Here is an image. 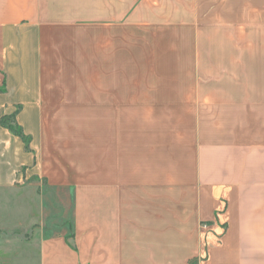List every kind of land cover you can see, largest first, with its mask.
Returning a JSON list of instances; mask_svg holds the SVG:
<instances>
[{
    "label": "crops",
    "instance_id": "1",
    "mask_svg": "<svg viewBox=\"0 0 264 264\" xmlns=\"http://www.w3.org/2000/svg\"><path fill=\"white\" fill-rule=\"evenodd\" d=\"M35 180L71 216L30 264H264V0H0V188Z\"/></svg>",
    "mask_w": 264,
    "mask_h": 264
},
{
    "label": "rangeland",
    "instance_id": "2",
    "mask_svg": "<svg viewBox=\"0 0 264 264\" xmlns=\"http://www.w3.org/2000/svg\"><path fill=\"white\" fill-rule=\"evenodd\" d=\"M146 36L151 34L136 32L135 41L143 42ZM35 181L24 187L0 188V264H30L29 253L35 258L39 250V243L31 238L57 230L52 223L71 216L69 192L55 191L51 198L43 183Z\"/></svg>",
    "mask_w": 264,
    "mask_h": 264
},
{
    "label": "trees",
    "instance_id": "3",
    "mask_svg": "<svg viewBox=\"0 0 264 264\" xmlns=\"http://www.w3.org/2000/svg\"><path fill=\"white\" fill-rule=\"evenodd\" d=\"M15 119V114L12 116H7L2 119V123L7 125L9 128H11L15 133L19 134L29 145V137L24 134L22 128L18 125V123L14 120ZM69 231L71 232L73 230V225L70 223L68 227Z\"/></svg>",
    "mask_w": 264,
    "mask_h": 264
}]
</instances>
